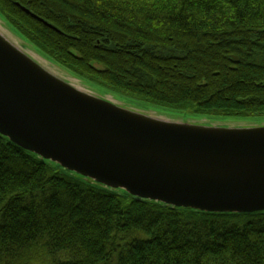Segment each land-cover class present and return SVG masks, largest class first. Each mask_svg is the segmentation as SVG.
I'll use <instances>...</instances> for the list:
<instances>
[{
  "label": "trees",
  "instance_id": "16d2710c",
  "mask_svg": "<svg viewBox=\"0 0 264 264\" xmlns=\"http://www.w3.org/2000/svg\"><path fill=\"white\" fill-rule=\"evenodd\" d=\"M0 19L112 94L186 119L264 120V0H0ZM0 264H264V212L140 201L0 136Z\"/></svg>",
  "mask_w": 264,
  "mask_h": 264
},
{
  "label": "water",
  "instance_id": "95a60500",
  "mask_svg": "<svg viewBox=\"0 0 264 264\" xmlns=\"http://www.w3.org/2000/svg\"><path fill=\"white\" fill-rule=\"evenodd\" d=\"M0 136L140 201L264 212V126H198L127 110L50 74L1 33Z\"/></svg>",
  "mask_w": 264,
  "mask_h": 264
},
{
  "label": "rangeland",
  "instance_id": "374dc122",
  "mask_svg": "<svg viewBox=\"0 0 264 264\" xmlns=\"http://www.w3.org/2000/svg\"><path fill=\"white\" fill-rule=\"evenodd\" d=\"M0 33L2 36H4L8 41H10L12 44H14L20 51H22L24 54L35 60L44 70L49 72L50 74L70 83L72 86L85 91L89 94H92L94 96H97L99 98L105 99L107 101H110L117 106H120L122 108H125L130 111H134L137 113L144 114L146 116L161 119V120H167V121H173V122H179V123H188L198 126H211V127H227V128H252V127H259L264 126V120H258V119H244V120H231L226 118H192V119H186L182 118L181 116H178L176 114H172L167 111H162L158 109H154L152 107H149L147 104L139 102L131 97L126 96H120L117 94H112L105 89H102L97 86H93L87 82H84L83 80H80L76 77H74L72 74L68 73L61 67L56 66L55 64H52L51 61L44 58L38 50L28 45L26 42H24L21 38H19L11 28L6 25L4 21L0 19ZM212 119V120H211ZM239 220L236 221V223L239 226H242L248 219H250V216H244L241 218H238Z\"/></svg>",
  "mask_w": 264,
  "mask_h": 264
}]
</instances>
